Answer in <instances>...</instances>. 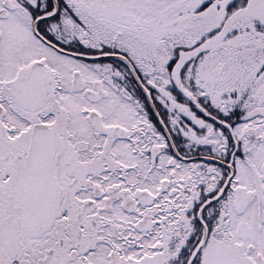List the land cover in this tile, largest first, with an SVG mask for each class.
Returning <instances> with one entry per match:
<instances>
[{"label":"snow or ice","instance_id":"snow-or-ice-1","mask_svg":"<svg viewBox=\"0 0 264 264\" xmlns=\"http://www.w3.org/2000/svg\"><path fill=\"white\" fill-rule=\"evenodd\" d=\"M0 264H264V0H0Z\"/></svg>","mask_w":264,"mask_h":264}]
</instances>
